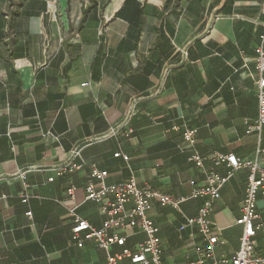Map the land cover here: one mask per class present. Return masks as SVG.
<instances>
[{"label":"crops","instance_id":"obj_1","mask_svg":"<svg viewBox=\"0 0 264 264\" xmlns=\"http://www.w3.org/2000/svg\"><path fill=\"white\" fill-rule=\"evenodd\" d=\"M263 7L264 0H0V264H107L93 240L78 248L71 239L70 210L97 228L105 219L84 199L87 166L55 176L75 147L76 161L107 173L106 185L134 177L173 197L204 180L187 160L186 128L196 130L194 149L207 169L214 152L264 166L256 154L264 126L247 132L258 115L254 51ZM215 171L225 176L228 168ZM246 178V169L234 172L213 204L216 258L239 249ZM202 201L182 204L184 216L196 217ZM258 211L260 250L262 199ZM149 215L163 264H211L198 262L195 248L207 243L196 226L156 202ZM126 235L128 247L144 240Z\"/></svg>","mask_w":264,"mask_h":264},{"label":"built area","instance_id":"obj_2","mask_svg":"<svg viewBox=\"0 0 264 264\" xmlns=\"http://www.w3.org/2000/svg\"><path fill=\"white\" fill-rule=\"evenodd\" d=\"M264 14V7H263ZM264 32L260 36V45L255 49V74L254 87L256 90L258 115L254 126L247 125V132L259 131L264 126ZM132 130L127 132L131 134ZM196 130L184 129L182 139L191 149L187 160L200 170L204 175L202 183L190 181V193L186 196L173 197L162 194L149 186H139L134 177L125 182L106 185L104 180L107 176L105 171L98 170L93 165H87L82 161H76L80 157V147L73 148L67 163L55 169V176L62 177L80 171L84 166L89 170V179L84 186V199L96 203L105 219L100 227H94L87 221L82 220L70 210L73 220L72 237L78 248L83 246V241L93 240L96 245L105 251L107 264H120L128 260L129 264H163V247L159 236V227L150 217L152 203L156 202L162 208H170L177 212L184 220L185 226H196L198 233L207 243L205 249L195 248L198 262L203 258H210L211 264H264V248L258 249L256 235L263 228L262 216L258 211V200L264 201V166L253 160H244L233 154H221L214 152L210 155L212 167L204 166V158L195 151L194 146ZM256 154H264V148L259 147ZM114 157L128 160L126 155L117 153ZM225 165L228 171L225 176L215 171V167ZM247 170V182L244 197L240 208V216L235 220V225L241 226L240 244L238 251L231 258H216L213 251L219 237L212 232L213 223L209 216L213 211V204L220 198L221 188L232 177L233 173ZM25 173H21L24 178ZM54 178L48 181L52 182ZM74 188L66 190L68 197L73 199ZM201 198L202 204L198 209L197 216L187 218L184 216L181 206L185 202ZM27 202L25 195L22 200ZM31 217V212L25 214ZM127 230H133L144 236V240L133 247L126 245ZM118 248V251H114Z\"/></svg>","mask_w":264,"mask_h":264},{"label":"rangeland","instance_id":"obj_3","mask_svg":"<svg viewBox=\"0 0 264 264\" xmlns=\"http://www.w3.org/2000/svg\"><path fill=\"white\" fill-rule=\"evenodd\" d=\"M14 8H15V6H11V8H10V9L14 10Z\"/></svg>","mask_w":264,"mask_h":264}]
</instances>
